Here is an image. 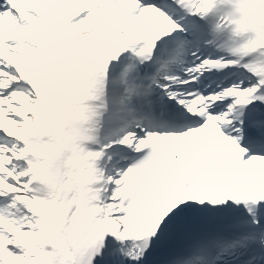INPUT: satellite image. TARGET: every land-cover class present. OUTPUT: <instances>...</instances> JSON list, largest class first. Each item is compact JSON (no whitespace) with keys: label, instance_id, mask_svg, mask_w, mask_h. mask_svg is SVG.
<instances>
[{"label":"snow or ice","instance_id":"obj_1","mask_svg":"<svg viewBox=\"0 0 264 264\" xmlns=\"http://www.w3.org/2000/svg\"><path fill=\"white\" fill-rule=\"evenodd\" d=\"M0 264H264V0H0Z\"/></svg>","mask_w":264,"mask_h":264}]
</instances>
